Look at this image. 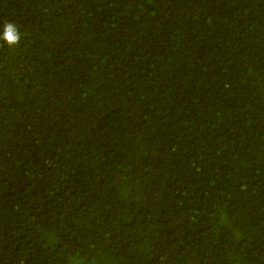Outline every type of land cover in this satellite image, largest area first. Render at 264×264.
<instances>
[{
	"label": "trees",
	"instance_id": "1",
	"mask_svg": "<svg viewBox=\"0 0 264 264\" xmlns=\"http://www.w3.org/2000/svg\"><path fill=\"white\" fill-rule=\"evenodd\" d=\"M0 264H264V0H0Z\"/></svg>",
	"mask_w": 264,
	"mask_h": 264
},
{
	"label": "clouds",
	"instance_id": "2",
	"mask_svg": "<svg viewBox=\"0 0 264 264\" xmlns=\"http://www.w3.org/2000/svg\"><path fill=\"white\" fill-rule=\"evenodd\" d=\"M3 32L0 33V40H3L9 47L18 45L21 41V33L14 22L5 21Z\"/></svg>",
	"mask_w": 264,
	"mask_h": 264
}]
</instances>
